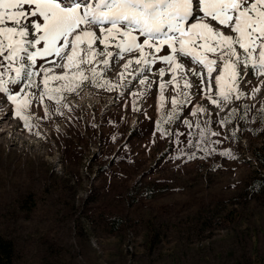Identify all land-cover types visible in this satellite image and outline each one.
<instances>
[{
	"label": "rangeland",
	"instance_id": "374dc122",
	"mask_svg": "<svg viewBox=\"0 0 264 264\" xmlns=\"http://www.w3.org/2000/svg\"><path fill=\"white\" fill-rule=\"evenodd\" d=\"M38 35L29 29V40ZM94 48L104 46L97 40ZM108 51V66L101 55L80 67L90 78L95 68L96 82L114 87L85 82L76 92H53L64 97L60 104L39 97L43 69L64 74L59 65L66 60L38 57L29 69L39 72L38 87H25V79L10 82L20 62L7 60V51L0 55V78L30 101L26 127L0 93V234L14 242L13 264H264V76L245 69L239 85L245 96L237 100L233 93L225 102L215 84L223 64L211 53L217 60L211 79L203 66L178 55L185 71H177L174 85L159 59L125 71L139 54L121 60L115 43ZM170 54L164 46L156 55ZM65 83L49 80L48 87ZM253 88L259 89L254 98Z\"/></svg>",
	"mask_w": 264,
	"mask_h": 264
},
{
	"label": "snow or ice",
	"instance_id": "6c2138e0",
	"mask_svg": "<svg viewBox=\"0 0 264 264\" xmlns=\"http://www.w3.org/2000/svg\"><path fill=\"white\" fill-rule=\"evenodd\" d=\"M25 5L29 6V10H25ZM30 17L40 19L42 23H32ZM216 25L227 29V33ZM29 29L39 33L38 37L29 40ZM94 29L99 30L100 36ZM134 33H139L144 39L139 41ZM0 37H3L0 39V55L7 51V60L20 62V67L14 69L15 79L10 81L13 84L18 85L21 79H25V87L35 85L33 77L39 72L29 69L36 67L38 57L43 59L55 55L67 61L59 65L66 70L64 74L49 76L52 69H43L44 91L39 97L41 102L47 96L49 100L60 104L64 97L53 96V92H76L85 82L90 87H107L111 90L114 86L108 81L102 84L96 82L95 68L91 69L90 78L80 66L90 64L101 55L105 57L101 62L108 66L109 58L113 57V53L108 51L112 43L118 49L115 55L121 60L125 59V53L139 54L134 61L127 60L123 65L125 71L133 63L147 67L159 59L169 65L172 73L169 83L174 85L177 84V71H185L183 62L177 60L178 55L190 57L192 62L203 66L210 79L216 71L217 60L210 59L207 54L217 56L223 64V73L217 74L215 84L220 88L221 100L225 102L230 101L233 93L237 100L245 96L239 88L245 69L257 77L264 76V0H0ZM97 40L104 46L100 52L94 48ZM41 43L42 49L34 52L28 50ZM82 45H86V48H82ZM237 45L243 50V55L237 51ZM164 46L171 54L162 57L156 55ZM72 68L76 71L69 77L67 70ZM188 71L193 75L198 74L196 70ZM120 75L123 76V73ZM159 75L162 78L164 70H160ZM49 80L66 83L60 88L49 89ZM139 82L146 83L145 79ZM8 83L0 78V93L7 94V101L15 106V115L27 127L29 117L24 113L30 101L19 95L23 89L12 94ZM164 87L165 84L161 83V90ZM184 87L191 88L192 85L185 80ZM257 92L258 88L252 89L253 98ZM184 95L187 99V93ZM209 99L212 104L220 106L216 99ZM171 104L175 109L178 101L173 98ZM197 111L203 112L205 109L198 108ZM188 126L191 127L190 124ZM222 155L232 154L225 152Z\"/></svg>",
	"mask_w": 264,
	"mask_h": 264
},
{
	"label": "trees",
	"instance_id": "16d2710c",
	"mask_svg": "<svg viewBox=\"0 0 264 264\" xmlns=\"http://www.w3.org/2000/svg\"><path fill=\"white\" fill-rule=\"evenodd\" d=\"M15 257L14 242L0 234V264H13Z\"/></svg>",
	"mask_w": 264,
	"mask_h": 264
},
{
	"label": "bare ground",
	"instance_id": "6f19581e",
	"mask_svg": "<svg viewBox=\"0 0 264 264\" xmlns=\"http://www.w3.org/2000/svg\"><path fill=\"white\" fill-rule=\"evenodd\" d=\"M0 126H1V128H2V126H3V122H2V120H0Z\"/></svg>",
	"mask_w": 264,
	"mask_h": 264
}]
</instances>
